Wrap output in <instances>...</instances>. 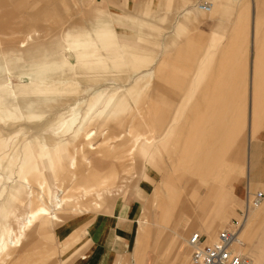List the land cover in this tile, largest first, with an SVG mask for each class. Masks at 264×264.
<instances>
[{"label":"rangeland","instance_id":"374dc122","mask_svg":"<svg viewBox=\"0 0 264 264\" xmlns=\"http://www.w3.org/2000/svg\"><path fill=\"white\" fill-rule=\"evenodd\" d=\"M204 3L214 5L212 17L204 13L198 18L196 16L198 12L195 8ZM101 4L102 3H100V1L97 2V0H0V71H2L0 83H3L9 91L15 93L12 96V108L9 106L4 108L6 117L4 120L0 118V203L4 200L5 196L10 195V191L13 189L10 186L14 185L17 179L25 177L30 184H32L31 203H29L28 210L34 211L42 207H50V203H44L43 200L45 198L42 199L41 196L43 194L48 195V187L46 185L45 188L42 189V186L39 185L45 182L47 184L49 183L50 193L58 196L59 200L65 201L64 210L58 214L63 222H58L56 224L57 227L62 229L69 225H73V222L81 219L83 222V237L87 236V228L90 225L89 221L91 219L101 217L102 220H104L112 213L118 215L120 208L127 204L137 203L135 210L137 220L145 216L146 208L149 206L150 223L157 225L162 224L163 226H167V224L161 223V214L170 210V208L165 209L163 207H156L155 204L170 202H168V199L165 197L163 198L161 194H159L158 197L156 196L157 200L154 202V187H150L146 190L139 185L141 180L140 172L133 168V166L137 167L134 159L137 155V151L135 157L134 153L130 151L137 138H134L133 129L123 130L120 127L108 126L109 122L106 121L108 117H104L102 114L106 109L104 102L107 98H112V96H106L105 90L109 88L107 95L113 94L114 92L123 93L126 88L131 87L133 84V80H129V76L131 79L135 75H158L154 72L162 57L165 41L171 40L174 45L177 44L175 46L176 49L186 44L189 39L198 37H202V40L198 42L199 44L201 43L202 49L205 48V45L212 38L219 39L218 44L220 45L228 43L232 34V29L238 27V18L242 19L243 28L248 29V35L246 37L247 47L226 48V56L224 58L218 56L219 54L217 52L220 50L223 51V49H215V55L214 49L210 48L209 54L212 55V59L214 56V59L211 62L208 61L206 66L207 68L209 67L210 75L227 76L236 75L237 73H239V75H245L244 69L241 67L242 60L244 61V59L247 64L246 75H250L251 68V48L248 43L250 38L249 25L251 23L253 8L252 0H194L183 9L174 7V0H142L140 7L138 5V0H119L118 6H113L112 8L104 6L108 12H102L99 15L101 19L111 21L114 18H109V12L111 14H118L129 20L132 24H135V28L142 27L147 30L148 35L145 39L131 43V50L133 49L136 51L130 58L133 59V63L124 65L123 62L125 61L120 60L122 65L120 68L115 69L114 72L108 70L107 72L97 73L98 71L106 69L107 56L100 53V49L95 47L94 42L93 45H90V41L87 43H77V45L81 46L78 50L96 53L94 56L89 55L83 59V63H88L90 73L74 74V71H79V67H77L71 71L74 75H71L69 79L70 86L68 85L65 87L77 96L82 94V97L47 96V94L40 92L46 86L45 84L42 86L36 84L35 86L37 89L32 91L33 88L32 85H30L31 80L27 75L31 70L27 71L28 67L26 66L30 64L34 67V65L38 63L42 64L43 60L48 61L49 58L47 60V56H45L43 52L48 48L58 47V44L60 45L58 40L62 42L57 53L65 56L68 60L70 58L72 64L78 65V62H76L77 59L74 60L71 58V53L68 49V46L74 42V36L78 35V33L73 31V21L82 22L88 18L89 14L99 13L98 10ZM220 8L222 10L221 13L218 12ZM186 10H192V14L184 17L183 14ZM177 11L179 14H171ZM138 12L142 13L139 15L140 18L136 16ZM244 13H246V15H244ZM142 19L150 20L151 23L144 25L141 21ZM42 25L49 27L51 31H41ZM11 26L13 28H28L30 30L38 28V31L15 32L7 30L10 29ZM114 26L119 32L125 30L124 32L130 33L128 29H122L126 28L125 26L123 27L117 23H114ZM29 35L31 39L28 40ZM16 36L18 37L16 38ZM24 40H28L27 45L24 48H19L20 43ZM71 40L72 43H68ZM65 42L66 44H64ZM17 49L26 52V54L21 53L24 56L17 55L22 58L25 63L21 62L19 65L17 63L10 65L7 62L9 57L8 54L10 55L8 51ZM102 49L105 53H110V49L105 47ZM119 49L120 48L113 49V58L121 57ZM55 53L56 52H54V54ZM11 55L14 58L16 54L11 53ZM80 61L81 59H79V62ZM91 62L97 64H91ZM63 64L64 63H61V65ZM107 64L111 65L112 63L108 61ZM114 67L117 66L115 65ZM59 69L65 68L61 66ZM106 75H113L116 78H111L106 81ZM120 75L124 79L123 82L117 78V76ZM52 76L53 75H48L50 79H52ZM74 77L77 80H74ZM79 79H82L80 84L72 86L74 81V83H79ZM55 80L58 82L68 81H66V79ZM137 82L138 81L135 80L133 87L137 86ZM94 89L98 91L94 92L96 95H91ZM16 94L18 95L17 97H15ZM48 99L50 100L44 101ZM6 103L9 104L8 101ZM94 107L96 108L92 111V117L82 130L80 129V132L78 128L79 122L84 121L86 112ZM30 108L31 110L28 111ZM72 109H79L81 112L77 118L76 124L72 128V130L74 129L73 134L67 133L65 135L66 131L69 129V124L66 123V125H64L61 119L69 117L72 114ZM111 122L112 121H110V123ZM76 131H79V133L77 132L78 135L74 134ZM89 132L94 133L90 142L86 141L84 138V135ZM262 135L264 136V131H262ZM38 136L53 139L50 140L53 141L52 146L61 148L65 145L68 148L66 150V158L63 159L61 163L58 162L59 168L55 174H43L37 170L38 168H35L41 164V160L48 156L46 154L47 151L42 149L39 150L38 145L41 144ZM263 136H261L256 150L259 152L261 160L263 159V164L259 169L257 177L264 185ZM76 137L78 139L74 141ZM122 137L126 138V140L129 139V144L123 145ZM91 146L93 149H90ZM34 147H36V149L33 150ZM59 156L61 155H57L56 159ZM73 164L76 168L72 167ZM245 182V175L237 172L235 185L240 186V188L242 187V194L239 196V200L234 198L233 206L235 211L228 222L210 237L200 228L186 229L183 226L180 227L182 228L181 237L176 238L163 264H171L174 260L176 251L179 249H182V256L175 264H189L190 249L187 241L195 232L204 235L208 243L216 241L220 232L230 227L233 220L238 218L239 211H244L245 209L247 197L244 188ZM89 187L91 189H89ZM263 187L264 186H260L258 189L252 190V195L257 193L264 194ZM2 188L6 189V191H2ZM86 188H88L87 191H85ZM204 192L205 191H203V193ZM29 193L28 190L24 189L21 193L22 196L16 201L14 208L26 203ZM189 202L190 204L198 203V201L194 199ZM80 211H82V213H80ZM181 218V215L176 217L179 221ZM48 221V217H40L37 220H32V222L28 224V233L34 229L36 224L40 227L35 239L38 241V246L34 245L33 250L35 252L31 255L29 264L72 263V257L76 258V252L84 251V245L87 244L85 238L74 243L73 236L76 234L81 235V233H73V228L71 227H68L65 231L59 230V232H56L57 230L53 227L50 228L47 226ZM10 222H14L13 217L10 218ZM151 224L145 223L143 224L144 227L141 224V232L143 234L146 233L144 235L142 234L143 237L149 233L150 228L155 229L156 226ZM83 227L85 228L83 229ZM0 229H2V226ZM102 234L103 232L101 230L92 235L94 240L93 243H91L92 246L93 244L95 245V242L97 239H100ZM254 235L255 237L253 238ZM117 237L121 240H118L119 242H117L114 248L115 250L112 252L115 264H147L150 261L151 250L148 246L144 249L142 257L138 258V251H136L137 256L135 254L136 244L131 245L127 251L124 248L123 237L118 235ZM109 238L113 239L115 235L112 233ZM154 241L155 239L151 238L149 243L146 241L145 244L148 243L150 247V244ZM109 242L111 243V241ZM25 243L26 242H24L22 246H19V243L16 247L9 248L7 252L9 257L6 255L0 264L12 262V264H15V262L18 261L17 253L20 252V248L23 247ZM110 243L106 244V248L112 251ZM243 245L244 252L240 253L237 247L234 246L233 250L235 253L246 256L252 260L253 263L260 256L262 258L260 264H264L263 233L253 234L252 230L250 238H248ZM13 257H15V260H13Z\"/></svg>","mask_w":264,"mask_h":264},{"label":"crops","instance_id":"0c3cea01","mask_svg":"<svg viewBox=\"0 0 264 264\" xmlns=\"http://www.w3.org/2000/svg\"><path fill=\"white\" fill-rule=\"evenodd\" d=\"M98 1L102 3L98 10L99 13L89 14L88 18L82 22L73 21V31L78 35L74 36V42L69 46L89 41L93 44L94 42L95 47L100 49V53L107 56L106 69L97 73L108 70L114 72L115 69L121 67L120 60L125 61L124 65L133 63V59L130 58L136 51L131 50V43L145 39L148 33L145 28H135V24L118 14L109 12V18H114L111 21L101 19L99 14L108 12L105 7L118 6L119 0ZM192 1L194 0H174V7L183 9ZM252 1L248 45L250 48L253 46L251 48L253 49L251 50L253 84L250 81L252 75H246V72L245 75H239V73L228 76L210 75L209 67L206 66L210 48L214 49L215 55V49H223V51L217 52L218 56L224 58L226 48L247 47L248 29L243 28L242 19L238 18V27L232 29L228 43L220 45L218 44L219 39L212 38L202 49L201 43H198L202 37H198L189 39L186 44L176 49L177 44L174 45L171 40L165 41L162 57L154 72L158 75H135L131 79L129 76V80H133V84L135 80L138 83L136 87H133L132 84L131 87L126 88L123 92L124 95L122 92L107 95L109 88L105 90L106 96H112L105 101L107 110L115 100L119 99L120 104L118 108L110 110L106 120L109 122L108 126L120 127L123 130L133 129L134 138H137L130 151L134 153V157L137 151L134 158L137 167L133 166V168L140 172L139 185L146 190L154 187V202L159 194L170 202L155 204L156 207L170 208L160 217L161 223L167 224V226L150 223L149 206L146 208L145 216L137 220L135 214L137 203L122 206L118 215L112 213L104 220L101 217L91 219L86 237H83L82 234L83 222L81 219L62 229L50 222L49 227L54 226L56 232L65 231L71 227L73 233H81V235L73 236L74 243L81 241L82 238H85L87 242L84 245V251H77L76 258L72 257V263L69 264H110V262L115 264L112 252H114L118 240H121L117 235L123 237L124 248L127 251L131 245L136 244L135 254L138 251V256L136 254L138 258L142 257L144 249L148 246L151 250V258L147 264H163L176 238L181 237L182 228L180 227L200 228L210 236L228 222L235 211L234 198L239 200V196L242 194V187L235 185L237 172L245 175L246 196L248 193L252 194V190L264 186L257 177L263 159L261 160L259 152L256 150L260 138L263 136L262 131H264V74L257 75L255 79L254 73L257 48L263 49L261 56L264 58V0ZM141 4L142 0H138L139 7ZM195 10L198 12L196 14L198 18L204 14L197 7ZM221 11L220 8L218 12L221 13ZM141 14L138 12L137 18H140ZM171 14H179V12ZM191 14L192 10H186L183 16ZM208 16L212 17V13ZM141 21L144 25L151 23L147 19ZM114 23L125 26L126 28L122 29H128L130 33L124 32L125 30L117 31ZM7 30L28 32L38 31V28L30 30L11 26ZM41 31L47 32L51 29L43 26ZM58 41L60 48L62 41ZM68 43H72V40ZM103 47L110 49V53H105ZM115 48H121L120 58L112 57ZM252 57L250 58L251 67ZM71 58L76 60L75 55H71ZM59 60H48L42 63L44 65L42 75L53 76L52 79L45 81L46 86L40 92L53 97H82V94L77 96L65 87L70 84L71 75L90 73L88 63L81 62L78 65L79 71H74L73 74L68 68L56 69L62 63ZM108 61H111L112 64L108 65ZM69 63L70 58L67 64L69 65ZM115 65L117 67H114ZM26 67H28L27 71L33 69L30 64ZM42 78L44 79V76ZM111 78L116 77L106 75V81ZM117 78L124 81L121 75ZM55 79L68 81L58 82ZM74 80L77 79L74 77ZM81 80H78L79 83H74V81L72 86L80 84ZM95 91L98 90L94 89L91 95L95 94ZM122 138L123 145L129 144V139ZM203 191L205 192L203 193ZM193 199L198 203L190 204L189 201H193ZM178 215L182 216L180 221L176 219ZM260 221H264V214ZM145 223L156 227L155 229L150 228L149 233L143 237L146 233L141 232V224ZM101 230L103 234L92 246L91 243L94 241L92 235ZM37 233L38 228L29 233L31 238L28 237L29 240L20 248V252L17 253L18 261L15 264H29V259L35 252L34 245L38 246V241L35 240ZM112 233L115 235L113 239L109 238ZM151 238H154L155 241L149 247L148 243ZM146 241H148L147 244H145ZM107 243L111 244L112 251L106 248ZM81 255H85L86 259H82ZM181 256L182 249H179L171 264L177 263Z\"/></svg>","mask_w":264,"mask_h":264},{"label":"bare ground","instance_id":"6f19581e","mask_svg":"<svg viewBox=\"0 0 264 264\" xmlns=\"http://www.w3.org/2000/svg\"><path fill=\"white\" fill-rule=\"evenodd\" d=\"M202 5H208L209 7V11H206L202 8ZM198 10L201 11L202 13H206V14H210L213 12V8L214 6L212 4H201V5H198L197 6ZM253 22V21H252ZM253 25V23H252ZM28 40L31 39L30 35L28 36ZM28 40H24L20 43L19 45V48H24L26 45H27V41ZM250 41H253V40H250ZM66 44V42H65ZM253 44V42H252ZM90 45H93L92 43H90ZM81 46L80 45H72V46H68V49L71 53V55H75L76 56V59H77V62H78V65L83 62V59H85L86 57H88L89 55L90 56H94L96 53L95 52H85V51H82V50H78ZM253 47V46H252ZM251 47V48H252ZM59 50V47H52V48H48L46 51L43 52V54H45V56H47V60L49 58L50 61H62V63H64L63 65L59 64V66L56 67V69L58 68H61V66H63L65 69H70V71H73L74 69H76L77 67H79L78 65H74L72 64L71 62L69 63V65L67 64V62L69 61L65 56H62V55H59L57 52ZM253 50V49H251ZM263 49H259L257 48L256 50V55H255V61H254V73H255V79L257 77V75H261V74H264V71H263V68H264V58L261 56L262 54V51ZM119 51L121 52V48L119 49ZM10 53V55L8 54V59H7V62L10 64V65H14V63H17L18 65L23 62L25 63L24 60H22V58H20L19 56L17 55H22L23 53L26 54V52L24 51H20L19 49L17 50H11V51H8ZM54 52H56L54 54ZM11 53H15V57L13 58ZM18 53V54H17ZM20 53V54H19ZM22 53V54H21ZM94 53V54H93ZM253 53V52H252ZM48 54H52V55H48ZM121 54V53H120ZM249 54V53H247ZM14 55V54H13ZM252 55V54H251ZM24 56V55H22ZM49 56V57H48ZM80 56V58H79ZM253 56V55H252ZM251 56V57H252ZM262 57V58H260ZM79 59H81V61L79 62ZM213 59H214V56H213ZM212 55L209 54L208 56V61L211 62L212 60ZM65 61V62H64ZM207 61V62H208ZM43 62H46L43 60ZM250 62H251V59H250ZM1 66V65H0ZM21 66V65H20ZM44 65H42L41 63H38L37 65H34L33 69L30 71L29 74H27L29 77H30V80H31V83L30 85H32V91H35L37 88H36V84H39L40 86L44 85L45 84V81L50 79L48 77V75H42V71L44 69L43 67ZM241 67L244 69V74L246 72V69H247V64H246V61L244 59V61L242 60V63H241ZM13 70V69H12ZM251 75H252V78H251V82L253 84V57H252V67H251ZM14 71V70H13ZM1 74H2V71H1ZM0 74V75H1ZM250 75V76H251ZM44 76V79L42 78ZM26 77V76H25ZM241 79V78H240ZM239 79V80H240ZM138 83V82H137ZM255 83H256V80H255ZM221 84V83H220ZM8 86V85H7ZM12 87V86H10ZM29 87V86H27ZM244 88V87H243ZM18 91V90H17ZM242 92H243V89H242ZM252 92V91H251ZM15 93L12 92V91H9L5 85L3 83H0V118L1 120H4V118L6 117L5 116V111H4V108H6L7 106L11 107V104L13 102V98L12 96L14 95ZM120 94V93H119ZM123 94V93H122ZM241 94V93H240ZM27 95V94H26ZM29 95V94H28ZM103 95V94H102ZM124 95V94H123ZM18 95L16 94L15 97H17ZM251 97V96H250ZM50 99L48 100H44V101H49ZM119 100V99H118ZM118 100H115L112 102L111 106L109 107V110L105 109V111L103 112V116L104 117H108L109 114H110V110L112 109H116V107H119L120 104L118 102ZM9 102L6 103V102ZM38 101V100H37ZM42 101V100H40ZM105 103V102H104ZM106 104V103H105ZM251 104V103H250ZM95 105V104H94ZM12 108V107H11ZM96 107L88 110L86 112V114L84 115V121L82 122H79L78 124V128H79V131L80 129L82 130V128L86 125V123L90 120V118L92 117V111L95 109ZM31 108L28 110L30 111ZM13 111V110H12ZM72 114L69 116V117H66V118H63L61 119V122L64 123V125L69 124V129L68 131H66L65 135L67 133H71L73 134V131L74 129L72 130L73 126L76 124L77 122V118L79 117L80 115V110H75V109H72ZM250 112V111H249ZM14 114V113H12ZM250 114V113H249ZM8 117V116H7ZM8 120V118H7ZM79 120V119H78ZM60 122V121H59ZM61 126V125H60ZM48 130V129H47ZM79 131H76L74 134L75 135H78ZM59 132V130H58ZM57 132V133H58ZM78 132V133H77ZM81 132V131H80ZM63 135V136H65ZM94 133L92 132H89L87 133L86 135H84L85 137V140L86 141H91V138L93 137ZM42 136V135H41ZM39 138V141H40V144L41 145H38L39 146V150L42 149L44 151H47V155L46 156L47 158H44L43 160H41V164H39L38 166H36L35 168H38L37 170H39L40 173H48V174H55L57 171H58V162L61 163L63 161V159L66 158V150L68 149L67 146H63V147H56V146H52V143L53 141H50V140H53V139H48V138H44V137H40L38 136ZM78 139L77 137L74 138V141ZM72 144V143H70ZM90 144V143H89ZM92 144V143H91ZM36 149V147L33 148V150ZM90 149H93V147L91 146ZM43 154V153H42ZM57 155H61L59 157H57L56 159V156ZM75 164V163H74ZM73 164L72 167L76 168L75 165ZM37 165V164H36ZM23 167V166H22ZM76 170V169H75ZM42 186V189L45 188V186L47 185L48 187V195H41L42 196V199L44 203H50V207H42V208H39L37 210H34V211H29L28 208H29V203H31L30 199H31V189H32V184H30V182L28 181L27 178L25 177H21L19 179H17L14 183V185L10 186L12 187L11 189V193L9 196H5L4 200H2V202L0 203V228L2 226V229H0V262L2 261V259L4 257H6L7 255V252L9 250V248L11 247H16L19 243L20 245L19 246H22V244L24 242H26L27 240H29L28 237L29 236V233L31 232H27V228H28V224L32 222V220H37L39 219L40 217L44 218V217H48L49 218V221L47 222V226L49 227V223L50 222H53L55 226H57L56 224L58 222H61L62 221V218L58 216L59 212L61 213L63 210H64V204H65V201L63 200H59L58 199V196H55L53 194L50 193V184L48 183H43V184H39ZM3 189V190H2ZM1 190L2 191H6V189L2 188ZM28 190L30 193L27 195V202L24 203L23 205H20L19 207L17 208H14V206L16 205V201L19 200V198L22 196V191L23 190ZM89 189H91L89 187ZM88 188H86L85 191H87ZM8 192V191H7ZM248 193V192H247ZM248 194H251V193H248ZM89 195V194H88ZM248 196V195H247ZM1 197V196H0ZM98 197V196H97ZM60 198V197H59ZM164 198V197H163ZM247 198V197H246ZM69 199V198H68ZM159 200V199H158ZM163 201V200H162ZM80 213H82V211H80ZM86 213V212H85ZM90 213V212H89ZM84 214V213H83ZM264 214V199H263V202L257 207V208H254L251 212H250V215L249 217L247 218V221L245 223V225H243V228L241 229L239 235H238V239L235 243L234 246L237 247V250L242 253L244 252V245L243 243L248 239L250 238V233L251 231L253 230V234L256 233V234H264V221H260V218L261 216ZM13 217V223L10 222V218ZM68 219V218H67ZM63 222V221H62ZM66 222V221H65ZM99 223V222H98ZM143 225V224H142ZM54 227V226H53ZM144 227V225H143ZM35 228H38V231L40 229L39 225H35L34 229ZM57 228V227H56ZM85 227H83L84 229ZM42 229V228H41ZM33 231V230H32ZM35 231V230H34ZM37 231V230H36ZM195 233H199V232H195ZM93 234V232H92ZM194 234V233H193ZM201 234V233H200ZM32 235V234H30ZM202 235V234H201ZM211 236V235H210ZM209 236V237H210ZM257 236V235H256ZM255 237V235L253 236V238ZM31 238V237H30ZM89 238V237H88ZM141 239V238H140ZM187 243H189V240L187 241ZM233 246V247H234ZM246 247V246H245ZM236 250V249H235ZM82 256V259H86V256L85 255H81ZM80 256V257H81ZM7 257H9V255H7ZM103 257V256H102ZM15 260V257H13ZM8 259V258H7ZM81 259V258H80ZM249 259V258H248ZM261 257L259 256L257 258V260L253 263L252 260H250V263L251 264H260L261 262ZM10 260V259H8ZM101 262V261H100ZM13 263V262H12ZM12 263H8V264H12ZM78 263V262H77ZM111 264V262H110Z\"/></svg>","mask_w":264,"mask_h":264},{"label":"built area","instance_id":"2783aa9c","mask_svg":"<svg viewBox=\"0 0 264 264\" xmlns=\"http://www.w3.org/2000/svg\"><path fill=\"white\" fill-rule=\"evenodd\" d=\"M202 8L209 11L208 5H202ZM263 199V193L248 194L244 211L238 213V218L233 220L230 227L220 232L213 243H208L204 235L194 233L188 243L189 264H251L246 256L235 253L233 246L248 215L263 202Z\"/></svg>","mask_w":264,"mask_h":264}]
</instances>
